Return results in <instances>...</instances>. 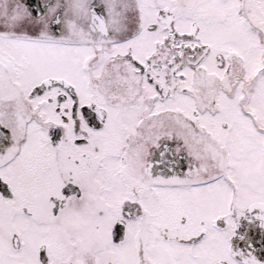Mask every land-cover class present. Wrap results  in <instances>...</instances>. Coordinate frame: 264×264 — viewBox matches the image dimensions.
Instances as JSON below:
<instances>
[{"label":"snow or ice","instance_id":"snow-or-ice-1","mask_svg":"<svg viewBox=\"0 0 264 264\" xmlns=\"http://www.w3.org/2000/svg\"><path fill=\"white\" fill-rule=\"evenodd\" d=\"M251 212L264 0H0V264H264Z\"/></svg>","mask_w":264,"mask_h":264},{"label":"flooded vegetation","instance_id":"flooded-vegetation-1","mask_svg":"<svg viewBox=\"0 0 264 264\" xmlns=\"http://www.w3.org/2000/svg\"><path fill=\"white\" fill-rule=\"evenodd\" d=\"M232 245L235 251L244 254L251 252L264 262V228L256 219L255 212L247 213L245 217L241 218L240 226L232 239Z\"/></svg>","mask_w":264,"mask_h":264}]
</instances>
